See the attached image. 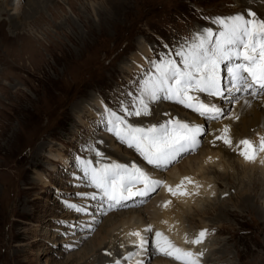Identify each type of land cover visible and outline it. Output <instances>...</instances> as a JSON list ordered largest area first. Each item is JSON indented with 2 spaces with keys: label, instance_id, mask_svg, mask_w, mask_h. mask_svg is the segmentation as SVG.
Wrapping results in <instances>:
<instances>
[{
  "label": "rangeland",
  "instance_id": "1",
  "mask_svg": "<svg viewBox=\"0 0 264 264\" xmlns=\"http://www.w3.org/2000/svg\"><path fill=\"white\" fill-rule=\"evenodd\" d=\"M7 1L0 0V264H86L97 253L110 215L128 218L125 212L144 211V223L149 224L150 206L155 205L150 196L141 206L108 210L102 216L97 211L105 202L96 200L89 178L84 180L86 172L84 177L78 172L84 171L81 161L92 159L100 165L108 158L118 163V158L132 156L111 142L117 138L107 121L114 119L108 117L109 108L127 121L141 117L124 111L139 107L149 78L131 76L138 68L130 66L137 60L134 56L155 75L156 63L168 57L178 62L175 53L203 30L218 31L215 19L243 14L246 8L261 19L264 0H40L35 6L32 0ZM20 9L26 13L18 17ZM234 87H229L227 99L247 94ZM167 110L190 120L203 118L190 108L165 106ZM225 110L221 114H227ZM202 150L189 157L199 158ZM208 175L218 186L216 196L197 205L209 208L203 219L185 217L189 237L198 235L204 221L211 233L207 264H264V220L258 213L264 196L254 197V206L245 208L237 191L246 188L247 179L224 178L215 169ZM121 230L114 246L100 251L102 264L123 260L115 251L127 237Z\"/></svg>",
  "mask_w": 264,
  "mask_h": 264
},
{
  "label": "snow or ice",
  "instance_id": "2",
  "mask_svg": "<svg viewBox=\"0 0 264 264\" xmlns=\"http://www.w3.org/2000/svg\"><path fill=\"white\" fill-rule=\"evenodd\" d=\"M213 23L219 26L218 31L203 30L189 46L175 53L180 63L175 58L168 57L153 66L155 75L144 81L139 107L135 111L125 109L128 115L150 114L146 97L150 101L164 98L193 109L202 116L219 118L221 109L204 103L193 93L224 95L221 65H225L235 91L255 86L264 90V20L249 11L246 15L217 18ZM112 115L114 119L108 121L111 125L109 131L120 142L139 152L149 164L158 168H166L184 154H191L199 146L197 137L203 131L200 127H193L179 120H169L148 128L138 127L128 123L122 116ZM228 131V128L224 129L225 134ZM217 139L232 146L233 141L227 135L218 136ZM238 148L245 160L254 163L259 154L264 153V136L258 137V141L242 139ZM81 164L84 165L91 185L103 194L101 199L107 202L108 210L124 207L125 201L135 197H149L150 193L160 187L167 188L173 197L191 195L185 183H193L190 177H185L173 188L163 181L151 178L135 166L130 168L119 163H109L95 167L90 161H81ZM145 202L141 200L140 204ZM169 204L171 201L166 202L163 207L167 208ZM143 232L153 233L152 226L148 225ZM130 235L138 238L137 246L140 249H146L148 239L141 231H134ZM206 236L207 230H202L191 240L186 237L185 242L199 245ZM153 238L156 252L171 257L180 264H201L202 252L178 247L161 231H155Z\"/></svg>",
  "mask_w": 264,
  "mask_h": 264
},
{
  "label": "bare ground",
  "instance_id": "3",
  "mask_svg": "<svg viewBox=\"0 0 264 264\" xmlns=\"http://www.w3.org/2000/svg\"><path fill=\"white\" fill-rule=\"evenodd\" d=\"M10 2H14V0H8L7 1V3L11 4ZM39 3H40V0H32L33 6L38 5ZM251 12H253V11H251ZM25 13H26V11H23L20 9L19 14H16V15L19 17V15L25 14ZM23 16H25V15H23ZM261 17H262L261 19L264 20L263 14H261ZM148 52L149 51H147V55H148ZM134 57L137 58V56H134ZM139 59H141V58H139ZM140 61H144V60L141 59ZM129 70H130V68H129ZM222 73H223V75L226 74L224 72H222ZM259 90L264 92V90L256 88L254 90V93L258 92L257 94H259ZM240 92L244 93V90H242ZM263 92H261V94L259 95V97L256 100L250 94H246V95L241 94V96L238 95L236 97V99H232L233 101L237 100L238 102H235L234 104L232 102V103H228L226 105L223 104V101H222L223 99L220 96L218 97V96L207 95L205 98H202L206 101L207 104L214 105L215 107L221 109V113L224 112L223 111L224 107L228 108V110H225L226 113L229 110H232V111H231V115L228 118L226 117L222 121L219 120V122L213 123L212 127L214 128V130L210 131L207 134H199L198 135L200 137V139L204 138V136L206 135L205 136L206 139L204 141V143L206 145H204L202 153H201L199 158L194 159V157H189L187 159V161H185L181 165H178L176 163L172 164L173 168L169 172V175L166 176L167 180H166L165 184H167L169 186H172V184H171L172 179H173V181L177 182L180 178H183V180H184L185 177H190L192 179L193 183H191V184H187V182H185V183H186L187 191L190 192L191 195L173 197L167 191V188H165V192H166V199L165 200L167 202L171 201V202H176L178 204L176 206L168 205L167 208L163 207L164 204H162V205L156 204L157 207L155 206V209L152 206H150V207H152V209H150V211H153L150 213L151 214V220H154L152 222L150 220L151 225L154 226L153 227V233L143 232V229H145L149 225L147 223L146 224L144 223V220H145L144 219V211H140L138 213L133 212V211L125 212L128 214V218L123 217V215L116 214L115 217L112 219V216L114 214L110 215L107 218L108 221L104 225L106 232L100 237V240L96 243L97 246H95V251L97 249V253L93 256H90L85 261L86 264H89L92 262H97L99 264H102V262L105 258L103 255L100 254V251L103 249H106L107 245L112 243L113 239L116 237L117 234H121L120 233L121 227L125 228L121 231H123L124 234H127V237L122 243H118L120 247L116 246V248H115L116 254L119 257L123 258V260L121 262H119V263L117 262L118 264H126V262H129L130 260L133 261V263H130V264H136V263L141 264V262H142V264H149V260H152L153 256L155 254L156 255L154 256L155 260H154L153 264H176L175 262H171L168 260V259H173V258L167 257L163 254L156 252L155 241L153 238L154 232L155 231H161L178 247H180L182 249L187 248L186 243H185V238L187 237L188 232L186 229H184V227H185V221L184 220H185V217L187 219L192 218V217L201 218L203 215L204 216L207 215L206 213L209 210V208H207V209L202 208V206H200V208H199V206H197V205H199L203 200L209 201L212 199V196H213L212 191L209 194L205 193L206 192V186H207L206 180L211 182V183H214V185L216 184L215 179L213 177H209L210 175H208L210 173V169H215V171L217 173L223 174L222 177H224V178H230L233 175H235V176L238 175L239 176L237 178L238 180L241 179V181L245 182L244 180L247 179V182L249 184L246 182V186H245L246 188L244 187L245 189L240 190L241 192L237 191L238 193L237 192L236 193H237V195L240 194V197H243L242 198V204L244 205L245 208H247V207H248V209L252 208L254 206L253 205V198L257 197L258 195H260L261 197L264 196V194L262 193L263 192L262 190H264V163H261V161H264V153L259 154L256 162H254V163L249 162V161L245 160L239 154L238 144H239V141L242 139H251L253 141H258V137L264 136V96L262 94ZM204 94H206V93H204ZM239 118H240V120H239ZM188 124L190 126H193V124H190V123H188ZM225 128L229 129L227 134L224 133ZM223 135H227V136L231 137L233 143H235L236 145L235 146L232 145L231 147H229V146L225 145L221 140L217 139L218 136H223ZM198 140H199V138H198ZM111 151H112V153H114V151L112 149H111ZM231 173H233V174H231ZM241 174H242V178H241ZM161 177H163L162 174H161ZM234 178H236V177H234ZM241 184H244V183H241ZM197 185H199V187H197ZM194 193H200V194L194 196ZM203 195H208V197L201 198L199 200V198ZM134 200L138 201V202L136 203ZM139 200H140V198H138V199L133 198L132 200L125 201L124 204L126 206H124V207H129V206L131 207L132 203L139 204ZM194 206H196V207H194ZM210 206H212V205H210ZM106 207H107V205H106ZM106 207H103L101 209L102 211L99 210L97 212H100V214L103 216V212H105V211L108 212V207L107 208ZM121 208H123V207H119L116 209H121ZM222 208H224V207H222ZM192 209H194V211H193L194 213H191V212L188 213V211L192 210ZM223 210L226 211L225 208ZM258 213L259 214L263 213V215H261L262 217H259L263 221L264 220V207H263V209H259ZM102 216H100V218H102ZM117 216L120 218L119 220H116ZM202 219H203V217H202ZM139 220H142V222H141L142 224L139 223ZM165 221H166V223H165ZM182 223H183V225H182ZM197 228H201L200 229L201 231L206 230V226L204 225V221H202L201 225ZM134 231H141L142 234L148 239V245L146 246V249L142 250L137 246V239L138 238L130 235V233H132ZM120 237L118 238V241H120ZM209 241H210L209 238H208V240L205 239L203 241L204 243H206L205 244L206 246H204V248H207V249L209 248V246H208ZM92 243H94V242H92ZM151 243L154 245V248L152 251H150V248H149V244H151ZM201 244H199L198 246L200 247ZM111 246H114V243H112ZM86 248H88V247H86ZM92 248H93V246H92ZM122 248H125V250H121ZM194 249H195V245L193 244L190 246V249H185V250H189V251L194 252ZM220 250H221V248H220ZM91 251H89L90 254H91ZM202 251H205V250L202 249ZM84 256H86V255H84ZM209 256L210 255H209V251H208V253L205 256H203V258L207 259V258H209ZM138 257H140V260L136 261L135 259H138ZM203 258L201 257V260H205ZM100 259L102 261H100ZM118 260H120V258L117 259V261ZM209 260H210V258H209ZM209 260H207V261H209ZM112 262H115V261H112ZM205 263H206V261H205ZM211 263H214V262H211Z\"/></svg>",
  "mask_w": 264,
  "mask_h": 264
}]
</instances>
